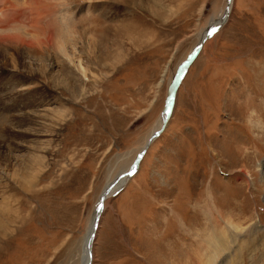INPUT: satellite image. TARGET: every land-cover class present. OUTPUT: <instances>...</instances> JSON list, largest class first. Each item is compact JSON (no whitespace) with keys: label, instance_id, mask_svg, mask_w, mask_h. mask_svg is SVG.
<instances>
[{"label":"rangeland","instance_id":"rangeland-1","mask_svg":"<svg viewBox=\"0 0 264 264\" xmlns=\"http://www.w3.org/2000/svg\"><path fill=\"white\" fill-rule=\"evenodd\" d=\"M226 1L0 0V264H80L99 194ZM201 47L106 198L92 264H264V0H233Z\"/></svg>","mask_w":264,"mask_h":264},{"label":"bare ground","instance_id":"bare-ground-1","mask_svg":"<svg viewBox=\"0 0 264 264\" xmlns=\"http://www.w3.org/2000/svg\"><path fill=\"white\" fill-rule=\"evenodd\" d=\"M67 3V2H66ZM226 5H228V7H229V11H228V14H229V12H230V8H231V6H232V3H233V0H227L226 1ZM9 5V4H8ZM9 6H11V5H9ZM14 7V6H13ZM224 13H225V11H224ZM223 13V16H220L213 24H211V26H209L208 28H206L201 34H200V36H199V40L198 41H200L201 42V40L202 39H204V34H205V32H206V30L207 29H209L210 27H215V26H218V24H220L221 25V23L222 22H224L225 21V19L227 18V16L228 15H225ZM45 15V14H44ZM43 15V16H44ZM225 15V16H224ZM12 16V15H11ZM45 18V17H44ZM47 18V17H46ZM49 21V20H48ZM50 23V22H49ZM220 25L218 26V28L220 27ZM50 26V25H49ZM217 28V29H218ZM216 29V30H217ZM210 37V35L209 36H207V37H205V40L206 39H208ZM205 40H203V42H202V45H203V43L205 42ZM198 44H199V42H198ZM202 48V47H201ZM201 48H200V50H201ZM198 53H199V51H198ZM197 53V54H198ZM197 54L195 55V57L197 56ZM195 57L193 58V60L195 59ZM192 60V61H193ZM192 61L190 62V64L192 63ZM189 64V65H190ZM188 65V66H189ZM187 70V69H186ZM179 72V69H178V71H177V73ZM186 72V71H185ZM177 73H176V75H177ZM175 75V76H176ZM174 76V77H175ZM183 77V76H182ZM174 79V78H173ZM182 79V78H181ZM181 82V81H180ZM179 82V83H180ZM178 86H179V84H178ZM178 86H177V88H178ZM171 87V86H170ZM177 88L175 89V94H174V102H175V95H176V92H177ZM170 90L171 89H169L168 90V96H167V99H166V102H165V107H164V110H163V113H162V115L160 116V118H159V121H158V123H157V126L154 128V130L153 131H151V132H149V135H148V137L146 138V140L144 141V143L142 144V146L140 147V149H144V147H148V145L149 144H151V142L158 136V134L161 132H159L158 134H156V135H153V134H155L156 133V131H158V129H160V127H161V125H162V123H163V120H164V116H165V111H166V108L168 107V104H169V101H170V96H171V92H170ZM170 92V93H169ZM173 110V109H172ZM172 113V112H171ZM171 113H170V115H169V117H168V119L170 118V116H171ZM168 119H167V121H168ZM167 123V122H166ZM166 125V124H165ZM165 127V126H164ZM164 129V128H163ZM162 129V130H163ZM146 150V149H145ZM143 156V155H142ZM141 160V159H140ZM2 161V160H1ZM138 164L139 163H137V165H134V161H133V164L131 165V167L129 168V169H131L132 167H135V171H136V169H137V167H138ZM134 165V166H133ZM127 168V169H128ZM127 169H125L124 171H126ZM123 171V172H124ZM120 173H122V172H120ZM119 173V174H120ZM134 173V172H133ZM132 173V174H133ZM118 174V175H119ZM131 174V175H132ZM118 175H116V177H115V181H114V178H109V180L106 182V185H105V188L106 189H103V191L99 194V195H101V197L103 198V208L105 207V204H104V202H105V200H106V198H108V197H110V196H112L113 194H112V192L114 191V190H116L117 188H120L121 186L122 187H124L125 186V184H126V182L129 180V178H130V176L131 175H127V174H125V175H122V176H120V177H118ZM122 190V189H121ZM120 190V191H121ZM118 193V192H117ZM7 199V200H6ZM1 200V202H0V231H3V229H4V227L9 223V222H11L12 220H13V216H14V214H15V210L12 208V205H13V203H12V201L10 200V199H8V198H5V197H3L2 199H0ZM100 216H101V213H100V215H99V219H100ZM94 219H95V211H93V213H92V215L90 216V218H89V222H88V226H87V229H86V232H85V235H84V238H83V241H82V247H81V257H80V264H87V261H88V244H89V242L90 241H88V238H89V236H90V234H91V232H92V229H93V223H94ZM218 223V222H217ZM217 226V225H216ZM210 231L211 232H209V236H211L210 238H208V240L213 244V247H212V250L213 251H215V252H218L219 251V249L222 247H225L227 244H226V240H225V236H223L222 237V235L221 236H218L217 235V233H224L225 234V231H223L222 229L219 231V227H215V226H212V228L210 229ZM6 233V232H5ZM9 233V232H8ZM95 233H96V231H95ZM7 234V233H6ZM5 234V235H6ZM2 235H4V234H0V236L2 237ZM0 237V238H1ZM95 238V237H94ZM94 238H93V240H92V242H91V251H92V246H93V242H94ZM204 244V243H203ZM220 246V247H219ZM220 250H222V249H220ZM230 254V253H229ZM200 256V255H199ZM201 257V256H200ZM231 257V256H230ZM228 258H229V255H225L224 256V258L223 259H221L220 261H219V264H234L233 262H228L229 260H228ZM228 262V263H227ZM92 264V263H91Z\"/></svg>","mask_w":264,"mask_h":264},{"label":"water","instance_id":"water-1","mask_svg":"<svg viewBox=\"0 0 264 264\" xmlns=\"http://www.w3.org/2000/svg\"><path fill=\"white\" fill-rule=\"evenodd\" d=\"M224 9H225V13L224 14L228 15V11H229L228 5H226ZM219 25L220 24H218V26ZM218 26H215V27L213 26V27H210L209 29L206 30V32L204 34V39H202L201 42L194 47L192 52L188 55L187 58H185V60L181 64V66L179 68V72L177 73V75L174 77V79L171 82V87H170L171 96H170V101H169L168 107L166 108V111H165V116H164L163 123H162L160 129H158V131H156V133L153 134V135L158 134L164 128V126H165V124L167 122V119H168V117H169V115H170V113L172 112V109H173L175 89L177 88L179 82L181 81V78L184 75L188 65L190 64V62L193 60V58L195 57V55L198 53L199 49L201 48L202 42H203V40H205V37L211 35L218 28ZM146 148L147 147H144V149H142L140 151V153L137 154V156L135 158V161H134V165H137V163H139V160H140L141 156L143 155V153H144ZM134 171H135V167H132L128 171H124V172L120 173L118 175V177H120L122 175H125V174L131 175ZM121 188H122V186L120 188H117L116 190H114L112 192V194L113 195L116 194L117 192H119V190ZM104 189H106V188H104ZM102 210H103V198L101 197V195H99L97 201L95 202L94 210H93V211H95V219H94V223H93V229H92V232H91V234H90V236L88 238V241H90V242L88 244L89 246H88V261H87V264H91L92 263V251H91V246L90 245H91V242H92L93 238L95 237V231H97V229H98L99 215L102 212Z\"/></svg>","mask_w":264,"mask_h":264}]
</instances>
